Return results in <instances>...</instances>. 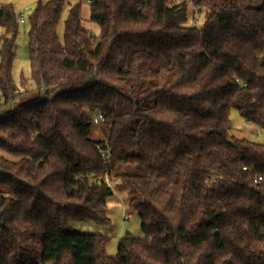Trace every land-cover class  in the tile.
I'll return each mask as SVG.
<instances>
[{"label":"trees","instance_id":"16d2710c","mask_svg":"<svg viewBox=\"0 0 264 264\" xmlns=\"http://www.w3.org/2000/svg\"><path fill=\"white\" fill-rule=\"evenodd\" d=\"M66 1L28 15L16 83L0 0V264H264V139L232 137L230 118L264 129V0H87L98 34L79 2L62 42ZM110 182L143 232L115 255L72 228L110 225Z\"/></svg>","mask_w":264,"mask_h":264},{"label":"rangeland","instance_id":"374dc122","mask_svg":"<svg viewBox=\"0 0 264 264\" xmlns=\"http://www.w3.org/2000/svg\"><path fill=\"white\" fill-rule=\"evenodd\" d=\"M6 3H11L18 14L23 12L25 15V21L18 23V33L16 37V57L13 66V77L16 83H19L21 77L30 78V58H29V46H28V15L32 12L35 3L38 0H2ZM82 2L85 4L86 0H67L63 9L62 17L58 25V34L60 40L64 41V21L68 16V11L71 5ZM193 5H189V12L193 11ZM83 18V17H82ZM85 26L89 29L92 28L90 23L86 22L84 18ZM93 32L92 29H90ZM2 29L0 27V37ZM230 118L232 121L231 136L238 138H248L251 140L262 141L264 139V129H261L252 122L244 119L237 109L232 108L230 111ZM93 135L97 138L103 137V133L100 130L99 124H95L93 128ZM111 183V182H110ZM113 193L107 198V215L110 219V225H99L90 221H75L72 225L73 230L77 231H96L110 236L107 244V252L111 255H115L117 252L118 244L122 237L125 235H131L133 237L143 236V232L140 227V218L137 211L128 205V195L126 190H119L114 182L111 183ZM102 190L101 188H98ZM130 214L129 218H125V215Z\"/></svg>","mask_w":264,"mask_h":264},{"label":"built area","instance_id":"2783aa9c","mask_svg":"<svg viewBox=\"0 0 264 264\" xmlns=\"http://www.w3.org/2000/svg\"><path fill=\"white\" fill-rule=\"evenodd\" d=\"M195 13H198V9L197 8L195 9ZM197 19H198V17L195 18V20H197ZM18 21L21 22V23L25 21V15H24L23 12H19L18 13ZM236 80L241 82V80H239L238 78H236ZM241 84H242V86L246 85V83L244 81H242ZM103 120H104V118L101 115L96 116L94 118V122L95 123H99V122H101ZM100 152H101V154L103 156L104 163H106V165H107V171H108L109 170L108 164L110 163L109 153L111 152V146L108 145L106 148H101ZM104 178H105V181L107 182V175ZM259 178H261V177H259ZM129 217H130V214L125 215V218H129Z\"/></svg>","mask_w":264,"mask_h":264},{"label":"crops","instance_id":"0c3cea01","mask_svg":"<svg viewBox=\"0 0 264 264\" xmlns=\"http://www.w3.org/2000/svg\"><path fill=\"white\" fill-rule=\"evenodd\" d=\"M36 3H35V5H36ZM82 8H83V12H82L83 19L86 18L87 19L86 22L90 23V25L92 26V28H90V29L93 30L92 33L93 34H98V32H99V26L97 24H94V23L90 22V20H89V3H88L87 0H86L85 4H82ZM83 23L85 24V21Z\"/></svg>","mask_w":264,"mask_h":264}]
</instances>
